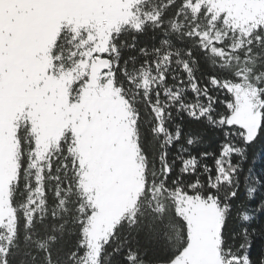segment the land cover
<instances>
[{
    "label": "snow or ice",
    "instance_id": "snow-or-ice-1",
    "mask_svg": "<svg viewBox=\"0 0 264 264\" xmlns=\"http://www.w3.org/2000/svg\"><path fill=\"white\" fill-rule=\"evenodd\" d=\"M0 264H264V0H0Z\"/></svg>",
    "mask_w": 264,
    "mask_h": 264
},
{
    "label": "rangeland",
    "instance_id": "rangeland-1",
    "mask_svg": "<svg viewBox=\"0 0 264 264\" xmlns=\"http://www.w3.org/2000/svg\"><path fill=\"white\" fill-rule=\"evenodd\" d=\"M65 98H66V91L64 92Z\"/></svg>",
    "mask_w": 264,
    "mask_h": 264
}]
</instances>
